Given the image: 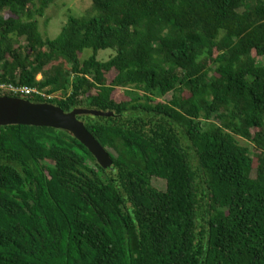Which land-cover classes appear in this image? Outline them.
Segmentation results:
<instances>
[{"label": "trees", "instance_id": "16d2710c", "mask_svg": "<svg viewBox=\"0 0 264 264\" xmlns=\"http://www.w3.org/2000/svg\"><path fill=\"white\" fill-rule=\"evenodd\" d=\"M53 2L0 0V83L113 111L79 118L114 164L1 126L0 264H264V0H92L46 38Z\"/></svg>", "mask_w": 264, "mask_h": 264}, {"label": "water", "instance_id": "95a60500", "mask_svg": "<svg viewBox=\"0 0 264 264\" xmlns=\"http://www.w3.org/2000/svg\"><path fill=\"white\" fill-rule=\"evenodd\" d=\"M80 115L112 116L114 112L87 107L65 111L50 102H32L23 97L0 95V127L20 124L67 130L90 150L103 168H112L114 161L109 151L88 130Z\"/></svg>", "mask_w": 264, "mask_h": 264}, {"label": "rangeland", "instance_id": "374dc122", "mask_svg": "<svg viewBox=\"0 0 264 264\" xmlns=\"http://www.w3.org/2000/svg\"><path fill=\"white\" fill-rule=\"evenodd\" d=\"M92 5V0H54V2L46 10L44 17H39V26L42 34L47 38H56L62 31L63 26L66 24L70 15L80 16L83 15ZM91 50L86 49L81 54V58H86L91 55ZM115 54L113 49L100 50L98 52V59L108 60ZM42 76L38 75V79ZM123 89H120L116 96L122 94ZM171 95L166 96L164 99H170ZM255 132V129L253 130ZM240 142L246 144V139L240 138ZM155 185L159 188L165 189L166 183L164 180H155Z\"/></svg>", "mask_w": 264, "mask_h": 264}, {"label": "built area", "instance_id": "2783aa9c", "mask_svg": "<svg viewBox=\"0 0 264 264\" xmlns=\"http://www.w3.org/2000/svg\"><path fill=\"white\" fill-rule=\"evenodd\" d=\"M10 92L13 94H24V95H30L36 93L39 95L46 96L44 92L40 91L35 87H28V86L17 87L13 84L0 83V95H5L6 93H10Z\"/></svg>", "mask_w": 264, "mask_h": 264}]
</instances>
